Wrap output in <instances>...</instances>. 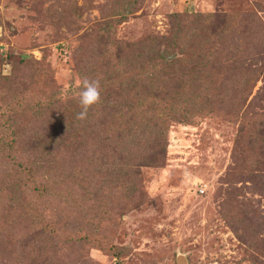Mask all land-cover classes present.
Returning a JSON list of instances; mask_svg holds the SVG:
<instances>
[{
  "label": "rangeland",
  "instance_id": "1",
  "mask_svg": "<svg viewBox=\"0 0 264 264\" xmlns=\"http://www.w3.org/2000/svg\"><path fill=\"white\" fill-rule=\"evenodd\" d=\"M221 32L228 34L224 45L215 40ZM104 45L118 47L123 65L139 51L166 60L191 51L228 62L232 49L226 56L216 50L240 46L236 58L263 62L264 0H0V103L28 102L17 110L24 123L52 94L77 96L84 76L104 87L120 68ZM231 76L225 70L217 86L247 96ZM45 108L34 140L47 150L49 123L59 133L57 161L44 169L41 190H22L16 222L0 225V264H30L9 258L27 259L29 242L46 224L59 237L42 244L46 264H178V256L184 264H264V141L256 144L239 121L207 115L168 124L165 155L153 166L145 146L136 154L102 153V118L87 132L67 113ZM6 136L0 128V139ZM142 137L141 144L150 133ZM126 171L129 178L121 176Z\"/></svg>",
  "mask_w": 264,
  "mask_h": 264
},
{
  "label": "trees",
  "instance_id": "2",
  "mask_svg": "<svg viewBox=\"0 0 264 264\" xmlns=\"http://www.w3.org/2000/svg\"><path fill=\"white\" fill-rule=\"evenodd\" d=\"M227 36V32H221L215 36V40L224 45ZM106 45L102 50L108 56L107 59L112 63L115 61L120 68L118 74H110L109 78L105 79L104 87L101 84L104 88L102 102L89 109L87 119L76 118L77 113L81 111L76 95L62 98L60 95L52 94L48 100L40 102V106L34 112L35 118L31 117L24 123L17 120L18 109L28 102L18 99L10 108L0 103V112H2L0 128L8 133L4 140L0 139L2 144L0 156H4L0 159V225H7L4 220H9L10 224L16 222L15 212L22 207V204L19 205L22 200V190H41L39 180L47 177L43 175L44 169L46 167L49 169V165L53 162L55 167L57 157L53 154V149L55 145H59L57 143L60 141L59 133L48 123L47 150H44L40 143L36 145L34 140L37 132L33 130L39 122L38 118L46 114L47 106L48 114L56 110L61 115L67 113L71 121L76 120L79 123V129L82 124L87 132L96 125L94 122L96 118H102V120L99 119L102 123L103 137L99 144L102 153L116 156L115 154L120 153L128 154L131 152L128 149H131L136 154L145 146L143 150L155 156L153 166H158L165 155L168 146L166 138L168 124L189 125L192 124L191 121L195 116H226L233 121H239L240 130L244 128L253 140L256 139V144L260 145L264 141V107H262V113L254 110L256 105L264 102V61L252 60L246 64L245 60H239L235 56L238 51L242 52L238 49L241 46L235 49L223 47L216 50L219 51V56H226L232 49L231 54H235L234 61L229 58L228 62L219 61L217 55L211 56V54L196 59L191 51L169 60L157 51H146L149 56L146 52L139 51L133 55H127L128 62L123 65L122 57L117 51L118 47L108 49ZM167 53L172 54L169 51ZM206 65L209 66V71ZM240 67H242L241 70H239ZM227 69L233 75L228 78V82L233 87H237V91L239 88L247 90L249 92L247 96L245 93L241 99L234 98L233 95L230 96L226 86H217L216 80ZM259 80L262 85L255 95L248 99ZM112 87L116 88L115 92L118 90L117 95L110 91ZM242 108L246 109V113L241 112ZM21 129H25L24 134ZM70 131H75V126L70 125ZM148 132L150 137L148 140L144 138L145 142L141 144L140 138L142 140V135ZM251 144L253 143L251 142L248 147ZM19 148L23 150L19 152ZM153 150L157 153H153ZM24 152H27L28 157L22 158ZM250 157L254 158V155ZM150 162L148 161L146 166H150ZM127 173L128 171L122 172L121 176L129 178ZM124 182L125 178L121 183L123 186ZM7 227L9 228L8 225ZM41 229V234L36 233L34 244L28 241V250L32 249L33 253H25L27 259H21L19 255L8 258L18 263L27 260L28 263L33 264L36 259V261L42 260L40 264H46L42 244L50 240L48 235L53 234L54 238L57 236L54 235L56 231L48 224ZM15 237L18 238L17 234ZM46 255L48 258L52 254L50 255L49 252Z\"/></svg>",
  "mask_w": 264,
  "mask_h": 264
},
{
  "label": "clouds",
  "instance_id": "3",
  "mask_svg": "<svg viewBox=\"0 0 264 264\" xmlns=\"http://www.w3.org/2000/svg\"><path fill=\"white\" fill-rule=\"evenodd\" d=\"M77 100L81 111L77 113L76 118L78 120H85L87 119L89 109L102 102V86L100 78H92L88 76L82 77L79 82Z\"/></svg>",
  "mask_w": 264,
  "mask_h": 264
},
{
  "label": "water",
  "instance_id": "4",
  "mask_svg": "<svg viewBox=\"0 0 264 264\" xmlns=\"http://www.w3.org/2000/svg\"><path fill=\"white\" fill-rule=\"evenodd\" d=\"M177 262H178V264H184L183 257L178 256V258H177Z\"/></svg>",
  "mask_w": 264,
  "mask_h": 264
}]
</instances>
